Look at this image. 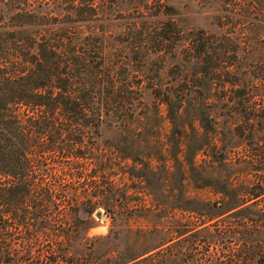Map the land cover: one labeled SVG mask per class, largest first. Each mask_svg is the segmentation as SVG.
Instances as JSON below:
<instances>
[{"label":"trees","instance_id":"trees-1","mask_svg":"<svg viewBox=\"0 0 264 264\" xmlns=\"http://www.w3.org/2000/svg\"><path fill=\"white\" fill-rule=\"evenodd\" d=\"M0 4V264H53L81 254L71 244L90 226L88 217L98 207L108 209L118 195L113 160H141L147 171L153 169L148 160H182V175L192 171L194 186L219 193L237 216L241 243L264 239V143L235 159L230 148L213 142L215 129L205 134L209 145L197 142L202 133L195 115L202 108L190 78L176 82V90L149 85L157 103L165 104L171 126L167 139L147 138L144 84L106 58L92 25L93 0H70L60 6L63 14L39 13L33 0ZM166 38L158 33L156 39ZM254 88L264 92V83L233 90L240 97ZM249 113L247 132L229 129L264 141V114H257L255 126ZM105 130L122 136L102 143ZM143 171L139 179L146 177Z\"/></svg>","mask_w":264,"mask_h":264},{"label":"rangeland","instance_id":"rangeland-1","mask_svg":"<svg viewBox=\"0 0 264 264\" xmlns=\"http://www.w3.org/2000/svg\"><path fill=\"white\" fill-rule=\"evenodd\" d=\"M93 1L92 25L101 36L106 58L121 73L126 68L132 81L144 84L141 104L150 112L147 138L165 140L171 126L165 104L157 103L149 85L176 90V82L183 85L190 78L202 108L195 115L202 133L197 142L209 145L212 140L205 134L215 129L213 142L230 148L235 159L245 148L264 143L229 129L235 126L247 132L245 110L255 126L261 118L257 114H264V92L254 88L239 97L233 90L264 83V0ZM33 2L39 13L63 14L60 6H68L70 0H48L46 6L44 0ZM158 33L167 37L162 43L157 42ZM239 98L243 103L237 102ZM121 136L105 130L100 140ZM113 161L118 195L108 209H96L105 218L95 210L86 221L90 226L71 244L81 254L53 264H258L264 259V239L254 236L247 245L241 243V229L234 226L237 216L226 210L219 193L195 187L192 171L182 175V160H148L150 171L141 160ZM143 170L146 177L139 179L136 175ZM170 243L173 246L166 248Z\"/></svg>","mask_w":264,"mask_h":264},{"label":"water","instance_id":"water-1","mask_svg":"<svg viewBox=\"0 0 264 264\" xmlns=\"http://www.w3.org/2000/svg\"><path fill=\"white\" fill-rule=\"evenodd\" d=\"M96 215H99L101 218H105V215H102L101 212L99 210L95 211Z\"/></svg>","mask_w":264,"mask_h":264}]
</instances>
